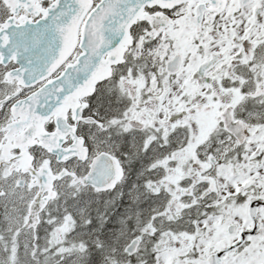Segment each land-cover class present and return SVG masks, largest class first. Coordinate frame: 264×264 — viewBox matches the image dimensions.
I'll list each match as a JSON object with an SVG mask.
<instances>
[{
  "label": "snow or ice",
  "instance_id": "snow-or-ice-1",
  "mask_svg": "<svg viewBox=\"0 0 264 264\" xmlns=\"http://www.w3.org/2000/svg\"><path fill=\"white\" fill-rule=\"evenodd\" d=\"M0 264H264V0H0Z\"/></svg>",
  "mask_w": 264,
  "mask_h": 264
}]
</instances>
